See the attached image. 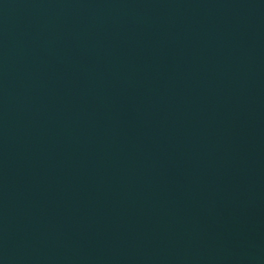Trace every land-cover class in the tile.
I'll use <instances>...</instances> for the list:
<instances>
[{
  "label": "water",
  "instance_id": "water-1",
  "mask_svg": "<svg viewBox=\"0 0 264 264\" xmlns=\"http://www.w3.org/2000/svg\"><path fill=\"white\" fill-rule=\"evenodd\" d=\"M0 264H264V0H0Z\"/></svg>",
  "mask_w": 264,
  "mask_h": 264
}]
</instances>
